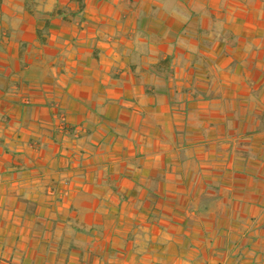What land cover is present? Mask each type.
<instances>
[{
	"label": "crops",
	"instance_id": "crops-1",
	"mask_svg": "<svg viewBox=\"0 0 264 264\" xmlns=\"http://www.w3.org/2000/svg\"><path fill=\"white\" fill-rule=\"evenodd\" d=\"M29 4L0 0V264H264V0Z\"/></svg>",
	"mask_w": 264,
	"mask_h": 264
},
{
	"label": "trees",
	"instance_id": "trees-1",
	"mask_svg": "<svg viewBox=\"0 0 264 264\" xmlns=\"http://www.w3.org/2000/svg\"><path fill=\"white\" fill-rule=\"evenodd\" d=\"M37 4L39 0H30L29 7L32 9ZM85 4L86 0H61V4L52 13L63 14L64 19H74L83 11Z\"/></svg>",
	"mask_w": 264,
	"mask_h": 264
},
{
	"label": "built area",
	"instance_id": "built-area-1",
	"mask_svg": "<svg viewBox=\"0 0 264 264\" xmlns=\"http://www.w3.org/2000/svg\"><path fill=\"white\" fill-rule=\"evenodd\" d=\"M60 118H61V122H62L61 127H62L63 129H65V128H66L65 116H64V115H61Z\"/></svg>",
	"mask_w": 264,
	"mask_h": 264
}]
</instances>
